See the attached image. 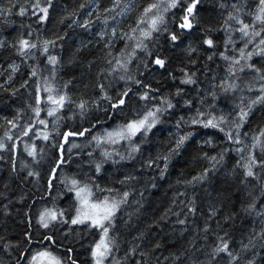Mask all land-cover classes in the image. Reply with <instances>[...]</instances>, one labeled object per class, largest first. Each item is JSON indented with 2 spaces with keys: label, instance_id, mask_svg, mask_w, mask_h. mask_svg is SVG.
Returning <instances> with one entry per match:
<instances>
[{
  "label": "trees",
  "instance_id": "trees-1",
  "mask_svg": "<svg viewBox=\"0 0 264 264\" xmlns=\"http://www.w3.org/2000/svg\"><path fill=\"white\" fill-rule=\"evenodd\" d=\"M172 2L0 0V264H94L102 228L71 222L86 169L119 205L107 264H264V4Z\"/></svg>",
  "mask_w": 264,
  "mask_h": 264
},
{
  "label": "rangeland",
  "instance_id": "rangeland-1",
  "mask_svg": "<svg viewBox=\"0 0 264 264\" xmlns=\"http://www.w3.org/2000/svg\"><path fill=\"white\" fill-rule=\"evenodd\" d=\"M66 95H67V92L63 95V97L65 99V102L68 103V97ZM49 97H51L52 100L57 101L56 97H52V96H49ZM48 100H49L48 102L51 104L52 108H57L59 106V105H54L55 103H53L52 100H50L49 98H48ZM104 101L105 100H103V102L101 103L103 107L106 106V105H104L105 104ZM77 106H78V104H73L72 108L75 109V111L73 113H75L79 109ZM104 110H106V107L104 108ZM38 114H40V113H38ZM71 114H68L67 117L70 118ZM74 122L78 124L77 120ZM27 129H28L27 133H30V129H34V126L30 125ZM73 149H67V151H69V152L74 151ZM49 159H50V157L48 155L47 160L49 161ZM80 170H82V169H80ZM89 174L90 173H89L88 169H86L85 171L82 170V174L80 173V175L78 177L73 176L69 180V186L73 187V194H74V198L76 199V204H77L76 212H75V215L73 216V218L71 219V222L73 220L77 219L78 217L81 220H83V223H75L76 225H83L85 223H90V225L95 226L93 224V221L97 220V219H101L103 217V215L105 214L104 208L102 206V202L107 200V199L99 198L98 195L101 191V188L97 187V190H93L91 187L82 184L81 177H83V178L89 177ZM107 201H108L109 205L112 202H116V201H110V200H107ZM116 204L118 205L117 202H116ZM92 205H101V207L93 208ZM118 210H119V205L114 210L113 215L111 216V218L109 220H102V223H103L104 227H106L108 229V232H109V224L112 223V221H113ZM47 213H54L56 216V219H57V217H59V215H63V209H61L59 212H56L54 210L42 211L38 216L39 221H40L41 215L47 214ZM45 218L48 222V226H50L56 220V219H54V220L51 219L47 215H45ZM96 227H98V226H96ZM108 232H107V236H105L103 228H102L101 237L98 240V242L95 243V245L93 246L92 254L94 251H96V246L98 244H100L102 240L107 244V250L105 251V254L103 257L93 256L94 264H96L97 259H102V264H107V258L109 256ZM101 250L103 251V249H101ZM43 252H50V251L40 250V251L34 252L28 260L29 264H48L47 258L42 257L40 255V253H43ZM51 254L54 255L53 253H51ZM54 256H56V255H54ZM34 257H35V259H33ZM56 257H57V259H59L61 261V264H66L60 257H58V256H56Z\"/></svg>",
  "mask_w": 264,
  "mask_h": 264
},
{
  "label": "snow or ice",
  "instance_id": "snow-or-ice-1",
  "mask_svg": "<svg viewBox=\"0 0 264 264\" xmlns=\"http://www.w3.org/2000/svg\"><path fill=\"white\" fill-rule=\"evenodd\" d=\"M261 4H264V0H260ZM170 7H175L176 4H175V0H173L172 4L169 5ZM159 5L157 4H152L149 8H146L145 9V15H147V13L151 12L153 8H158ZM195 7V4H193L191 7L188 8V12L191 13L192 12V9ZM42 12L45 13V15L47 14V9L46 8H43L41 9ZM262 12H264V9H261ZM21 14H23V10H21ZM43 19V17L41 18ZM161 18L160 17H153L152 20H151V25L153 28L156 27L157 25V22L158 20H160ZM257 19H261L262 22H264V19H262V17H257ZM191 23L190 22H187V18H185V24L182 25V27H188V28H191ZM248 26L245 25L244 28L246 29ZM244 29H242L243 31ZM247 34V33H245ZM145 35H148V33H145ZM173 40L176 39L175 36L172 37ZM207 44H209L210 46L212 45V41L211 40H208L206 41ZM261 43H264V41H261ZM22 46L24 47H27L28 46V43L27 41H22L21 42ZM32 47H35V45H32ZM50 60L52 62H55V59L54 58H50ZM156 63L158 65H160L161 67L163 66L164 64V61L163 60H156ZM50 100H52L51 97H49ZM60 100L62 101L63 100V97L60 98ZM261 101H264V97H261L260 98ZM53 103H57V101L55 100H52ZM120 103L122 104L123 103V100L120 101ZM253 103H257V101H253ZM81 107H83V105H81ZM37 114L39 113V110L37 109ZM52 112H49V115H51ZM248 115L247 112H244L243 113V116L246 117ZM155 113L153 112H149L147 116H145L142 120L138 121V122H134V123H130L126 126L125 129H122L121 131L117 132L116 135H119V136H124L125 133H127L129 136L131 135H135L137 132L141 131L142 129L144 131H148L151 129V127L153 126V124L155 123ZM149 118H153L151 121ZM243 118V117H242ZM194 123H198V121H193ZM40 123H44V121H40ZM216 127L217 125L213 123L212 120H208L207 123L204 124V127ZM83 134V133H81ZM113 134L112 133H109V136H112ZM45 139H47V136L44 137ZM188 137L187 136H181L180 140L177 142V145L176 147L179 148L183 143L184 141L187 139ZM31 154V153H30ZM247 175L249 176H252L253 175V172L251 171V169L249 168L248 172H247ZM102 206L104 208V215L101 219H97V220H94L93 221V224L95 226H98V227H101L103 228V231H104V234L105 236H107V232H108V229L106 227H104L103 223H102V220H109L111 218V216L113 215V212L114 210L118 207V205L116 204V202H112L110 205L108 203L107 200L103 201L102 202ZM93 208H98V207H101V205H92ZM45 215H47L48 217H50L51 219H56V216L54 213H47V214H42L41 215V218H40V223L43 227L47 228L48 227V222L45 218ZM72 223H83V220H81L79 217L75 220L72 221ZM227 244L225 243L223 245L222 248L218 249V251H224L227 249ZM103 249V251L101 250ZM107 250V244L102 240L100 244H98L96 246V251L93 252V256L95 257H103L104 254H105V251ZM40 255L42 257H46L47 258V261H48V264H61V261L59 259H57L56 256L52 255L50 252H43V253H40ZM35 259V257L33 258ZM96 264H102V259H97L96 260Z\"/></svg>",
  "mask_w": 264,
  "mask_h": 264
},
{
  "label": "water",
  "instance_id": "water-1",
  "mask_svg": "<svg viewBox=\"0 0 264 264\" xmlns=\"http://www.w3.org/2000/svg\"><path fill=\"white\" fill-rule=\"evenodd\" d=\"M17 145H18V141H15L14 146L17 147Z\"/></svg>",
  "mask_w": 264,
  "mask_h": 264
},
{
  "label": "bare ground",
  "instance_id": "bare-ground-1",
  "mask_svg": "<svg viewBox=\"0 0 264 264\" xmlns=\"http://www.w3.org/2000/svg\"><path fill=\"white\" fill-rule=\"evenodd\" d=\"M156 66V65H155ZM29 135V134H28ZM231 151V150H230ZM246 169V168H245ZM30 170H32V169H30ZM30 172V171H29ZM34 173V172H33ZM42 173V172H41ZM35 175V174H34ZM32 177H33V175H32ZM84 185V184H83ZM87 186H89V185H87Z\"/></svg>",
  "mask_w": 264,
  "mask_h": 264
},
{
  "label": "flooded vegetation",
  "instance_id": "flooded-vegetation-1",
  "mask_svg": "<svg viewBox=\"0 0 264 264\" xmlns=\"http://www.w3.org/2000/svg\"><path fill=\"white\" fill-rule=\"evenodd\" d=\"M27 132H28V129H27Z\"/></svg>",
  "mask_w": 264,
  "mask_h": 264
}]
</instances>
